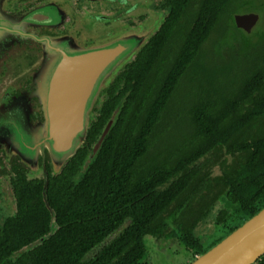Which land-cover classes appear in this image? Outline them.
Returning a JSON list of instances; mask_svg holds the SVG:
<instances>
[{
	"label": "trees",
	"instance_id": "16d2710c",
	"mask_svg": "<svg viewBox=\"0 0 264 264\" xmlns=\"http://www.w3.org/2000/svg\"><path fill=\"white\" fill-rule=\"evenodd\" d=\"M162 6L163 22L106 90L83 144L47 176L56 230L49 234L43 179L29 182L20 191L30 202L25 224L0 234V264H144V237L167 228L192 260L264 206V0ZM246 12L259 14L250 31L234 20ZM212 33L216 58L203 59ZM218 194L227 208L202 241L195 225ZM255 264H264V254Z\"/></svg>",
	"mask_w": 264,
	"mask_h": 264
},
{
	"label": "water",
	"instance_id": "95a60500",
	"mask_svg": "<svg viewBox=\"0 0 264 264\" xmlns=\"http://www.w3.org/2000/svg\"><path fill=\"white\" fill-rule=\"evenodd\" d=\"M29 13L23 16L22 22L15 21L16 26L21 23L35 24L37 17H43L44 11ZM165 15L164 10L159 20L127 31L116 28L114 34L100 33L92 44L89 40L72 36L41 37L40 67L35 72L39 89L33 94L34 100L40 104L37 106L39 112H34L36 119L29 120L31 112H21L19 107L6 111L0 108L2 145L14 147L22 162L30 169L37 170L47 159L52 173L60 172L85 141L89 124L96 118L94 110L102 104L106 90L158 30ZM258 18L255 12L234 15L236 25L246 31L251 30ZM14 101L10 104H17ZM117 112L108 120L99 142L84 159L80 174L87 169L98 151ZM3 113L8 114L4 116ZM37 116H41L40 120H37ZM44 177L43 198L51 214V234L56 230L57 222L55 211L46 198L45 172ZM47 236H41L15 254L31 249ZM263 254L264 206L187 264H255Z\"/></svg>",
	"mask_w": 264,
	"mask_h": 264
},
{
	"label": "flooded vegetation",
	"instance_id": "af4514ba",
	"mask_svg": "<svg viewBox=\"0 0 264 264\" xmlns=\"http://www.w3.org/2000/svg\"><path fill=\"white\" fill-rule=\"evenodd\" d=\"M162 4L163 0H0V108L6 111L19 107L21 112H31L29 120L36 119L34 112H39L37 106L40 104L34 100L33 94L39 89L35 82V72L40 67L41 37L72 36L75 39L89 40L92 44L100 33L114 34L116 28L127 31L159 20L164 10L167 14ZM36 11H44V14L41 18L37 17L35 24L21 23L16 26L15 21L22 22L24 15L28 12L35 14ZM11 101L17 104H10ZM3 114L6 116L8 113ZM40 118L41 116H37V120ZM14 150V147H7L0 142V234L25 224V213L30 202L20 191L26 185L29 186L31 181L40 178L45 181L44 172L46 179L52 173L47 159H44L37 170H33L22 162L20 155ZM216 201L219 206H215ZM211 203L209 214L195 225L196 233L199 222L209 220L211 223L206 235L200 238L202 241L214 232L213 221L218 217L220 209L227 208L222 196ZM227 212L229 213V209ZM159 230L150 235L156 239H163L166 235L173 240L172 244L180 242L182 250L189 251L174 229ZM146 236L148 238L149 235ZM159 244L162 245V242ZM145 256L142 261L148 264L144 262Z\"/></svg>",
	"mask_w": 264,
	"mask_h": 264
},
{
	"label": "rangeland",
	"instance_id": "374dc122",
	"mask_svg": "<svg viewBox=\"0 0 264 264\" xmlns=\"http://www.w3.org/2000/svg\"><path fill=\"white\" fill-rule=\"evenodd\" d=\"M217 40H218V35L215 33H212L211 36L209 37V40H207L205 44L203 45V48H202V51H203L202 58L203 59L211 60V59L216 58L215 57L216 56L215 55L216 54L215 44L217 43ZM222 51L221 52L223 54L225 53L224 55L228 56V49L226 48V46L222 49ZM183 83L179 87V90L176 94H179L182 87L184 88L186 86ZM232 88L233 87H229L228 83H226L224 86V89L227 92L232 90ZM230 160L232 162V159ZM217 172H218V168L216 166L212 167V174L215 175ZM215 195L216 193L214 194L210 193L207 199L210 200ZM218 197L221 198V195L218 194V196L215 199H217ZM215 199H213L211 202H213ZM214 204L215 206H219L218 201L214 202ZM210 226H211V223L209 220H205L204 222L202 221L198 223L196 227V233L198 234L199 238L202 239V237L206 235ZM170 234L174 236V233L171 232ZM145 237H144V240L146 239V248H147L145 261H144L145 263L148 262V264H187L191 260V257H192L191 252L184 250V249L182 250L183 246L181 245L180 242H176L172 244L173 240L166 235L164 236L163 239H156L155 236L153 235H149L148 238L147 236ZM159 242H162V245L159 244ZM177 250H182V251H177Z\"/></svg>",
	"mask_w": 264,
	"mask_h": 264
},
{
	"label": "bare ground",
	"instance_id": "6f19581e",
	"mask_svg": "<svg viewBox=\"0 0 264 264\" xmlns=\"http://www.w3.org/2000/svg\"><path fill=\"white\" fill-rule=\"evenodd\" d=\"M50 16V15H49ZM52 18V17H51Z\"/></svg>",
	"mask_w": 264,
	"mask_h": 264
}]
</instances>
